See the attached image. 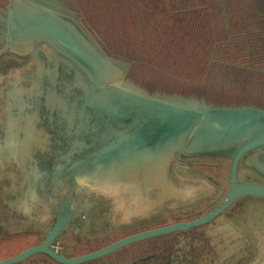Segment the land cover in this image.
<instances>
[{
  "label": "water",
  "instance_id": "obj_1",
  "mask_svg": "<svg viewBox=\"0 0 264 264\" xmlns=\"http://www.w3.org/2000/svg\"><path fill=\"white\" fill-rule=\"evenodd\" d=\"M79 13L59 0L8 6L0 56L18 59L0 67V249L20 252L0 264L36 254L80 264L241 205L250 213L226 229L237 244L215 264H264V104L151 91L130 75L137 61L118 57ZM206 161L227 162L224 183L201 173ZM141 229L78 257L51 249ZM21 233L39 244L3 241Z\"/></svg>",
  "mask_w": 264,
  "mask_h": 264
},
{
  "label": "trees",
  "instance_id": "obj_2",
  "mask_svg": "<svg viewBox=\"0 0 264 264\" xmlns=\"http://www.w3.org/2000/svg\"><path fill=\"white\" fill-rule=\"evenodd\" d=\"M95 10L99 15L114 14L113 21L120 27L119 33H126L125 42L131 49L133 46V52L145 60L137 61L140 63L137 65H143L146 70L164 77L160 70L170 77L175 73L172 69L179 66L185 73H181L183 79L179 81L193 85L202 81L208 88L210 80H215L213 86L218 85V80L213 76L214 71L218 69L221 72L220 68L225 71L233 69L237 77L248 75V84L257 82L256 95L264 97V0H93L90 11ZM92 24L95 26V23ZM240 79L244 80L243 77ZM226 164L223 161H206L197 168L201 173L213 176L217 182L224 183ZM247 208L244 205L235 206L230 215L223 214L196 229L143 240L139 243L147 246H155L159 240L164 243L163 239H167V242L178 241L160 258L159 252H149L141 256L134 255L131 262L123 264H193L196 263L194 257L183 254V247L190 245L203 251L211 243L215 245L214 252L199 264L223 261L224 255L237 244L227 243L226 229L243 213L248 215L250 211ZM131 232H117L109 236ZM5 252L0 249V258L5 256Z\"/></svg>",
  "mask_w": 264,
  "mask_h": 264
},
{
  "label": "flooded vegetation",
  "instance_id": "obj_3",
  "mask_svg": "<svg viewBox=\"0 0 264 264\" xmlns=\"http://www.w3.org/2000/svg\"><path fill=\"white\" fill-rule=\"evenodd\" d=\"M61 1L69 7H73V0H61ZM76 1L79 2L82 13L87 17L88 20H90V23L91 24L95 23V26L94 25L93 26L95 27L97 34L103 39L104 43L114 53L122 56L134 58L139 62L143 61V59L139 57L137 53L133 52L134 47L132 46L131 49L130 46H128L127 42H125L126 37L124 34L126 33L124 31H123V35L119 33L118 31L119 26H117L113 21L114 14L110 13L105 15H101V14L99 15V13L96 12V10L90 11V6H92L93 0H76ZM14 2L15 0H0V51H2L4 48L7 47L6 40L4 39L6 18H7L8 6H11ZM76 10L78 9L76 8ZM110 45L112 46V48ZM8 55L10 54L4 55V57H8ZM16 58L18 59V57L14 55L13 61L6 62L4 66L13 69V65ZM139 62L133 63L130 75L132 78H134L137 81V83H140L141 85L149 88L151 91L158 90L163 92L182 93L184 95H196V96L204 95L209 103H213L216 105H240V104L259 105L260 103L264 104V97L262 98L260 94L256 95L257 82L253 80L255 83L248 84V82H246L248 81L247 78L248 75L245 77V74L244 75L242 74L240 76L243 77L244 80L237 79L240 77L239 75L238 77L236 76L235 70L231 72H227L225 71V69L220 68L221 72L218 69L214 71L213 76H215V79L218 80L217 82L218 85L213 86V82L215 80L214 81L210 80L211 83L210 88L216 87L217 92L215 93L212 92V94H210V92L209 93L207 92V84L199 85V83L202 81L197 82L195 85H193V83L188 84L184 81H179L183 79L181 73L185 75V73L179 68V66H178L179 69L176 67L174 70L172 69V71L175 72L173 73L174 77L170 76L171 77L170 78L163 74L164 77L162 78L160 75L149 73V70H146V68H144L143 65H137L140 64ZM226 73H229L230 75H227ZM222 77L224 81H222ZM184 80L189 81L187 79ZM194 218L195 217L189 219H180V220H171L168 218L167 221L163 224V226L175 222L193 220ZM196 228L198 227L192 229H196ZM142 230H146V229L133 231L127 234H116L109 236L106 239L97 240V241H90L88 239L85 238L82 239L78 237H68L64 239L62 244L56 243L54 245H51V249L54 252L64 254L66 257H78L81 255H85L87 253L97 251L124 236ZM170 234H174V233H170ZM170 234H165L164 236L167 235L169 236ZM35 238L36 236L33 237L25 234H15V235L7 236L5 240H7V242L12 244L30 246V245L39 244V240ZM163 240L164 243H162V240H159V244L157 245L153 244L155 246H147L139 242H137L139 244L133 243L121 249H118L115 252L108 254L106 256L80 264H123L127 261L131 262L132 259L134 258V255L141 256L149 252H153V253L159 252V258H160L163 252L167 251L168 249H171L173 247V244L178 241V240H169V242H167V239H163ZM125 248L127 251H125ZM189 248H192V246L189 245ZM2 250L6 252H5V256L0 258V260L3 258L15 256L20 252L19 248H15V249L6 248ZM193 251L197 252L198 248L194 247L193 249H190L188 253L191 254ZM29 259L31 261L28 262L27 264H60L45 254L32 255L23 262L18 264H23Z\"/></svg>",
  "mask_w": 264,
  "mask_h": 264
},
{
  "label": "rangeland",
  "instance_id": "obj_4",
  "mask_svg": "<svg viewBox=\"0 0 264 264\" xmlns=\"http://www.w3.org/2000/svg\"><path fill=\"white\" fill-rule=\"evenodd\" d=\"M59 2L62 4V5H64V7L65 8H67V9H70V10H72V11H74V12H76L77 13V15H80V13H79V7H80V5H79V2L78 1H76V0H73V7H69V6H67L66 4H64L61 0H59ZM75 6H76V8L78 9V10H76V8H75ZM86 17V16H85ZM86 19H87V17H86ZM87 21L90 23V20H88L87 19ZM83 24H85V27L88 29V25L85 23V22H83ZM96 30V29H95ZM97 33V32H96ZM101 38V37H100ZM14 53H11L10 55H8V57H4V56H0V66L1 67H4V64L6 63V62H12L13 61V59H14ZM118 55V57L120 56H122V55H119V54H117ZM137 61V60H136ZM232 64H234V63H232ZM240 64V63H239ZM238 63H237V65H239ZM240 67H241V65H239ZM224 68V67H223ZM244 68H245V64H244ZM1 69V68H0ZM154 69H156L157 70V68L155 67ZM160 69V68H159ZM231 71H233V69L231 70H227V72H231ZM159 72H161L162 74H164V75H167L168 73H166V72H162V71H160L159 70ZM149 73H151V74H154V72H152V71H149ZM227 75H230L229 73H226ZM169 76H170V74H169ZM162 77V76H161ZM163 78V77H162ZM237 79H240V78H237ZM190 81V80H189ZM190 82H192V81H190ZM199 85H201L200 83H199ZM24 86H25V84H23L22 82H19V88L21 89V90H24ZM260 90V89H259ZM207 92L209 93L210 92V94H212V92L213 93H215V92H217L216 91V87H214V88H210V87H208L207 88ZM21 234H23V233H21ZM13 235V234H12ZM25 235H30V236H33V237H35V234H33V233H27V234H25ZM5 237H3V241H6L7 242V240H5V238L7 237V236H11V235H4ZM78 238H82V239H84L83 237H78ZM36 239V238H35ZM225 239L227 240V243H232V242H234V240H236V238H234L233 239V236H232V234H229V233H227V232H225ZM233 239V240H232ZM40 241V240H39ZM227 243H225V245L227 244ZM214 247H215V245L213 244V243H211V245H207V247H206V249L205 250H203L202 251V249H198V251L196 252V251H193L192 253L193 254H190V253H188V251L190 250V249H193V247L192 248H189L188 246H187V248H186V246L185 247H183V254H185V255H188L189 256V258H193L194 257V260L196 261V263H193V264H199L200 262H202V261H205L206 259V256L207 255H212V253L214 252ZM125 251H127L126 249H125ZM201 252V253H200ZM190 254V255H189ZM197 254V255H196ZM213 257H210V259H212ZM210 264H213L212 262L210 263ZM215 264V263H214Z\"/></svg>",
  "mask_w": 264,
  "mask_h": 264
}]
</instances>
